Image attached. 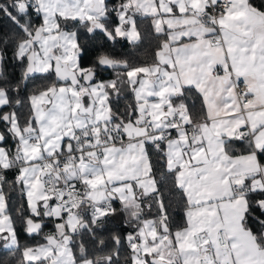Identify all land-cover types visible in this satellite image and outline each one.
Here are the masks:
<instances>
[{"label": "snow or ice", "instance_id": "6c2138e0", "mask_svg": "<svg viewBox=\"0 0 264 264\" xmlns=\"http://www.w3.org/2000/svg\"><path fill=\"white\" fill-rule=\"evenodd\" d=\"M0 17V264H264V9L0 0ZM142 23L156 44L136 63L115 46ZM117 215L130 231L99 235Z\"/></svg>", "mask_w": 264, "mask_h": 264}, {"label": "trees", "instance_id": "16d2710c", "mask_svg": "<svg viewBox=\"0 0 264 264\" xmlns=\"http://www.w3.org/2000/svg\"><path fill=\"white\" fill-rule=\"evenodd\" d=\"M251 3H253L256 7L264 9V2L262 0H251ZM12 30V25L9 24V22L5 19L0 17V36L7 34ZM140 30L143 35V41L139 45V47L133 49L131 46L127 44V42H121L120 44L116 45L117 51L123 55L128 57L130 60L136 62V63H144L151 61L152 59V51L156 44L155 36L152 34V29L150 24L148 23H142L140 25ZM98 39H103L102 37H99ZM89 47L91 48V44H89ZM7 71L12 76L13 79H18L20 74V69L18 66H16L12 59H11V52H9V60L7 65ZM105 77L110 76L109 72L103 73ZM26 94V90L24 92H21V96H24ZM129 99L130 95L125 94ZM186 103L189 105V107L192 109V111L195 113L200 109L201 101L196 93H192L188 96ZM119 108L124 107V100L121 99L117 105ZM157 180L160 181L159 188L161 191H164L166 193L165 198H168V194H171L173 203L179 201V193L173 188L172 186V178L164 171L162 167L157 168ZM8 178H12V174H8ZM119 205L117 204V207ZM170 212L173 211L172 208L169 209ZM176 220H179L181 218V213L179 211H175L173 213ZM124 217L123 215H117L113 218H111L106 225V228L99 232V235L107 237L109 235V232L117 231L123 236V234L127 231H130L125 225L123 224ZM53 230V225L51 223L47 224V227L44 229L45 232H49ZM39 240L40 238L37 237ZM22 240L26 241L27 243L31 244L33 243V240L26 235L22 233ZM42 242V241H41ZM86 243L89 244V247L91 248V242L86 240ZM110 246V245H109ZM8 253L4 250H0V260H3L4 257H6Z\"/></svg>", "mask_w": 264, "mask_h": 264}]
</instances>
